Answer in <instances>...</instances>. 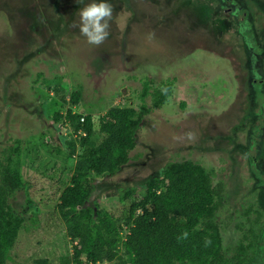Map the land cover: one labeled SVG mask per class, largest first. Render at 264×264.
Returning <instances> with one entry per match:
<instances>
[{"label": "rangeland", "instance_id": "rangeland-1", "mask_svg": "<svg viewBox=\"0 0 264 264\" xmlns=\"http://www.w3.org/2000/svg\"><path fill=\"white\" fill-rule=\"evenodd\" d=\"M91 2L0 0V162L21 142L28 184L9 200L24 225L7 264H73L58 205L77 159L66 158L69 145L84 151L64 118H53L69 107L64 93L69 101L80 92L74 111L83 117L149 110L129 163L95 177L87 207L123 211L168 164L193 161L223 185L217 223L226 256L264 238V0H232L240 8L229 17L232 4L222 0H107L112 19L99 46L74 26ZM167 83L173 94L156 107L151 94ZM246 259L264 264V243Z\"/></svg>", "mask_w": 264, "mask_h": 264}, {"label": "trees", "instance_id": "trees-1", "mask_svg": "<svg viewBox=\"0 0 264 264\" xmlns=\"http://www.w3.org/2000/svg\"><path fill=\"white\" fill-rule=\"evenodd\" d=\"M150 90L145 82L142 100ZM172 94V84H163L151 94L154 105H165ZM66 99L65 93L61 95V106L69 105L66 113L61 114L62 108L53 118L56 123L64 118L78 134L77 142L84 151L77 155L75 144L69 145L66 158L77 159L58 205L72 244L73 264H247L249 249L254 251L264 238L256 235L248 246L241 242L238 254L226 256L217 223L224 203L223 185L215 186L214 172L193 161L168 164L158 177L146 182L141 198L123 211L87 207L95 177L113 176L129 163V154L137 145V131L149 110L146 104L140 111L111 107L98 118L91 114L83 117L74 111L80 92ZM98 134L102 136L100 143L95 138ZM20 156L21 142L17 141L6 150L5 163L0 162V264H7L24 225L23 216L9 202L28 186L22 179ZM133 191H127L123 200Z\"/></svg>", "mask_w": 264, "mask_h": 264}, {"label": "clouds", "instance_id": "clouds-1", "mask_svg": "<svg viewBox=\"0 0 264 264\" xmlns=\"http://www.w3.org/2000/svg\"><path fill=\"white\" fill-rule=\"evenodd\" d=\"M83 0H77L82 3ZM112 6L107 0H92L78 12L80 21L78 25L81 35L86 37L87 43L99 46L109 35L110 21L112 19ZM187 135H191L188 133Z\"/></svg>", "mask_w": 264, "mask_h": 264}, {"label": "flooded vegetation", "instance_id": "flooded-vegetation-1", "mask_svg": "<svg viewBox=\"0 0 264 264\" xmlns=\"http://www.w3.org/2000/svg\"><path fill=\"white\" fill-rule=\"evenodd\" d=\"M229 2H231L232 6H229V7L224 9L225 14H226L227 17H229L231 15H235L237 13L236 8H240V3L232 2V0H222V3L225 4V5L228 4ZM233 10H234V13L230 14V11H233ZM236 23L238 24V26L241 25L239 22H236ZM249 71L251 72V70H249Z\"/></svg>", "mask_w": 264, "mask_h": 264}, {"label": "built area", "instance_id": "built-area-1", "mask_svg": "<svg viewBox=\"0 0 264 264\" xmlns=\"http://www.w3.org/2000/svg\"><path fill=\"white\" fill-rule=\"evenodd\" d=\"M81 121L84 122V118H82Z\"/></svg>", "mask_w": 264, "mask_h": 264}]
</instances>
